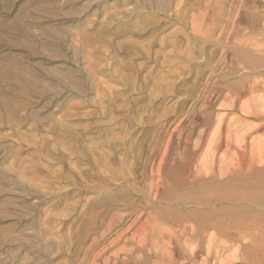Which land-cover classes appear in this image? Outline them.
Listing matches in <instances>:
<instances>
[{
    "label": "rangeland",
    "instance_id": "rangeland-1",
    "mask_svg": "<svg viewBox=\"0 0 264 264\" xmlns=\"http://www.w3.org/2000/svg\"><path fill=\"white\" fill-rule=\"evenodd\" d=\"M247 85L237 112L221 108ZM257 95L264 0H0V264H148L154 218L199 226L198 263L250 242L264 254L259 178L228 173L222 154L217 174L200 171L223 115L237 143L257 125L239 130L243 105L264 113ZM205 233L231 249L209 253Z\"/></svg>",
    "mask_w": 264,
    "mask_h": 264
},
{
    "label": "bare ground",
    "instance_id": "bare-ground-1",
    "mask_svg": "<svg viewBox=\"0 0 264 264\" xmlns=\"http://www.w3.org/2000/svg\"><path fill=\"white\" fill-rule=\"evenodd\" d=\"M158 1V0H156ZM160 1V0H159ZM162 2V0H161ZM160 3V2H159ZM243 63V62H242ZM226 65V64H225ZM213 66V65H212ZM219 66V65H218ZM227 66V65H226ZM239 67V66H238ZM237 67V68H238ZM231 68V67H230ZM233 69V68H231ZM230 69V70H231ZM244 69V68H243ZM236 72V70H235ZM225 73V72H224ZM232 73V72H231ZM223 74V73H222ZM234 75V74H233ZM230 76V75H229ZM218 83V82H217ZM221 84H222V81H221ZM237 85V84H236ZM225 86V85H224ZM242 86V85H241ZM215 87H217L215 85ZM228 87V85H227ZM232 87V86H231ZM245 87V86H244ZM248 85L247 87H245V90L244 91H241L236 95V96H232V97H226L224 96V93H223V96L226 97L224 98V100H219L217 99V101L219 100V102L221 101V108H225L226 111L227 109L229 110H232V111H236L237 112V108L239 106H237V102L238 100L243 97V96H246V94L248 93ZM255 87V86H254ZM220 88V87H218ZM223 88H226V87H223ZM222 88V89H223ZM247 88V89H246ZM256 88V87H255ZM263 89V88H262ZM243 90V89H242ZM252 90V89H251ZM250 90V91H251ZM258 90V89H257ZM249 91V93H250ZM256 91V90H255ZM259 91V90H258ZM256 93V92H255ZM210 94V93H209ZM227 94V93H226ZM254 94V92H253ZM222 95V94H221ZM232 95V94H231ZM219 96V95H218ZM222 97V96H220ZM256 97V96H255ZM257 97H259L260 101L262 103H264V96H260V95H257ZM252 98V96H251ZM254 99V98H253ZM255 100V99H254ZM258 100V101H259ZM257 101V99H256ZM210 104V102L208 103ZM218 104V102H217ZM216 104V105H217ZM211 105V104H210ZM210 107V106H208ZM220 108V107H219ZM245 109V106L243 105V108L241 107V112L245 113L246 114V120L244 122H241L240 126H239V130H243L245 127H248V124L251 120H255V122H257V125L253 126V127H250L249 129H247V131H245L242 135L241 133V139H240V143H237V140L234 142V139H233V130L232 128L228 129V133H226V130H225V125H224V121L226 120V117L227 115H223L222 118L220 119L214 133L212 134V137L211 139L209 140L208 142V146H207V151L205 153V156L203 158V160L201 161V164H200V168L199 170L200 171H203V172H210V174H217L218 171H217V158L220 154H222V157H225V159L227 158V156H232L233 157V162L235 161V163L231 166L230 168H228V166H226V168H228V173H237V175H239V177H241L240 175H247L248 174H255V176L257 178H259V188L260 190L264 191V144H254V142L251 143L250 141V137L252 134H254L255 132H258L260 131L262 128H264V113H261L260 114H255V113H250V112H247L244 110ZM247 109V108H246ZM206 110V109H205ZM221 110V109H220ZM224 110V109H223ZM249 110V109H247ZM255 110V109H254ZM219 111V110H218ZM229 112V111H228ZM227 112V113H228ZM239 112V111H238ZM207 114V113H206ZM209 114V113H208ZM245 116V115H244ZM228 120V119H227ZM244 120V119H243ZM231 122V121H230ZM238 123V122H237ZM236 124V123H235ZM232 125V124H231ZM230 125V126H231ZM235 126V125H234ZM208 127V126H207ZM237 129V130H238ZM236 130V129H235ZM238 130V131H239ZM235 134V133H234ZM195 136V135H193ZM207 136V129H204L202 130L198 136L196 137V140H195V146H196V150L195 151H192L190 148L186 149V151L188 152V157L190 158L189 160H192V157H195V152H197L199 149H201L203 147V145L205 144V137ZM190 138V137H189ZM207 138V137H206ZM190 140V139H189ZM239 141V140H238ZM262 142V141H261ZM188 143V142H187ZM258 143V142H257ZM197 155V153H196ZM221 156V155H220ZM188 160V159H187ZM189 162V161H188ZM232 163V162H231ZM226 164V163H224ZM229 165V164H228ZM190 166V165H189ZM222 168V167H221ZM225 168V169H226ZM198 170V171H199ZM222 170V169H221ZM197 172V171H196ZM221 176H224V177H227L225 175L227 174H224L222 173V171L220 172ZM206 175V174H205ZM234 175V174H233ZM253 177V175H251ZM223 177V178H224ZM246 177H243V178H246ZM252 177L249 176V178L251 179ZM222 178V177H221ZM234 179H236L234 184L236 185V182L237 180V177H235ZM233 179V180H234ZM255 180V178H253ZM221 180V179H220ZM227 180V179H226ZM231 180V179H230ZM242 180V179H241ZM244 180H248V179H243ZM251 181L250 180V184H251ZM231 182V181H230ZM242 182V181H241ZM254 182V181H252ZM256 182H257V179H256ZM246 183V182H244ZM240 184V183H239ZM237 183V186L239 185ZM248 184V183H247ZM244 185V184H243ZM241 186V184L239 185ZM251 186V185H250ZM254 186V184H253ZM257 187V185H255ZM248 187V186H247ZM246 187V188H247ZM251 188V187H250ZM245 189V188H244ZM252 190V189H251ZM256 190H258L256 188ZM255 190V191H256ZM252 192V191H251ZM259 193V191L257 192ZM263 193V192H262ZM254 194V192H253ZM245 195V194H244ZM259 195V194H258ZM261 195V193H260ZM249 196V195H248ZM252 196V195H251ZM262 196V195H261ZM257 197V196H255ZM264 197V196H263ZM251 198V197H250ZM262 198V197H261ZM254 199V198H253ZM251 199V201L253 200ZM256 199V198H255ZM254 199V200H255ZM258 199V198H257ZM254 202V201H252ZM261 202V201H259ZM257 204V202H256ZM261 205V203H260ZM254 206V205H253ZM263 206H264V203H263ZM261 209V208H260ZM264 211V209H262ZM258 211V210H257ZM261 212V211H260ZM254 213V211H253ZM259 215V214H258ZM261 215V214H260ZM257 216V215H256ZM255 216V217H256ZM264 216V215H263ZM262 216V217H263ZM253 217V216H252ZM168 218L170 220H172L173 218L169 217ZM244 218V217H243ZM261 218V217H260ZM264 219V218H263ZM163 220V219H162ZM244 220V219H243ZM167 221V220H166ZM261 221V220H260ZM259 221V222H260ZM152 222H153V225L152 226H149V225H146V226H143L141 227V232L144 236V242L138 247L139 250H143L145 251L146 248L149 246L148 243H147V233L149 234V231L151 228L155 227L154 228V237L156 238L157 240V246L154 247V249L150 252H147V254H144L145 255V258L146 260L148 261L147 263L148 264H210V262H212L210 259L213 257H216L217 258V262H218V259L221 258V254H202L203 256H205L206 258L202 259V261L200 263H198V259H200V255L199 253L203 252V245L200 243V240H201V232H198L200 231L199 230V226H192L191 229L188 228V227H185L184 229H178L179 233H180V240H177L179 239V234H177L178 232L177 231H173V230H168L166 228H164V226L160 223L159 221V218H154L152 219ZM254 224V223H253ZM239 225V224H238ZM264 225V224H263ZM260 226V225H259ZM247 227H249L247 225ZM253 227V226H251ZM262 227V226H261ZM210 228V227H209ZM255 228V227H254ZM177 229V228H176ZM236 229V228H235ZM253 230V228H252ZM202 231V230H201ZM248 231V230H247ZM241 232V231H240ZM246 232V231H245ZM252 232V231H250ZM212 234V233H211ZM222 234V233H221ZM246 233L242 234V235H245ZM250 236V234H249ZM249 236H245L246 238L249 237ZM206 240H208V250H209V253L211 252V249H213V244L215 245V248H216V252H219L222 250H230L231 249V246L228 245V244H224L222 245L221 247L220 246H217L216 245V237L215 235H209V234H206L203 236ZM227 237V236H226ZM221 238V237H220ZM239 238V236H238ZM236 237V239H238ZM241 239L242 236L240 237ZM256 238H258L256 236ZM240 239V240H241ZM248 239V238H247ZM253 239V238H251ZM250 239V241H251ZM205 240V241H206ZM245 240V239H244ZM247 241V240H246ZM248 241V242H250ZM253 241V240H252ZM227 242V241H226ZM230 242V241H229ZM256 242V239L255 241ZM258 242V240H257ZM256 242V243H257ZM162 243L163 247L160 248V244ZM233 243V242H232ZM247 243V242H245ZM171 244L173 247V253H170V254H165V247L166 245H169ZM186 245L188 248L191 249V254H186L188 252H183L181 249V245ZM223 244V243H222ZM251 245V242L249 243ZM249 244H245L247 246H249ZM253 244V243H252ZM258 244V245H257ZM257 247L259 246V243H257ZM182 245V246H183ZM238 245V244H236ZM241 246V247H245L246 251H249L252 249H250V247H252V245L250 247H247V246ZM254 245V244H253ZM263 245V244H260V246ZM170 246V245H169ZM186 247V248H187ZM257 247H254V249ZM264 247V246H263ZM260 250H262V248ZM160 248V249H159ZM167 248V247H166ZM172 248H168V249H172ZM233 248V247H232ZM260 247H258L257 251L259 250ZM237 251H239V246L237 247ZM235 250V249H234ZM243 250V249H242ZM241 250V251H242ZM167 252L169 250H166ZM231 252V251H229ZM235 252V251H234ZM243 252V251H242ZM259 252V251H258ZM258 252L256 254L252 253V254H238L236 252V254H230L229 256V259L228 257L224 260H221L220 263L218 264H264V254H262V252H259L261 254H258ZM233 253V251H232ZM240 253V252H239ZM131 255H134V254H131ZM131 255H128V259L126 260H122L123 264H128L129 262H127V260L130 261V259H133L131 258L130 256ZM123 256V255H122ZM127 256V255H125ZM118 257V256H117ZM223 257V255H222ZM116 258V257H115ZM120 259H123V258H120ZM222 259V258H221ZM135 260V259H134ZM120 261V260H119ZM118 262V261H117ZM132 262V260L130 261ZM139 262V261H138ZM134 263V262H133ZM136 263V262H135ZM140 263V262H139ZM118 264V263H117ZM121 264V263H120ZM130 264V263H129ZM146 264V263H145Z\"/></svg>",
    "mask_w": 264,
    "mask_h": 264
}]
</instances>
